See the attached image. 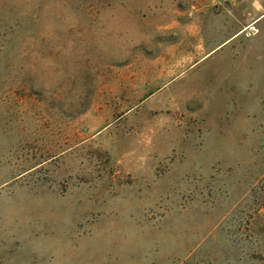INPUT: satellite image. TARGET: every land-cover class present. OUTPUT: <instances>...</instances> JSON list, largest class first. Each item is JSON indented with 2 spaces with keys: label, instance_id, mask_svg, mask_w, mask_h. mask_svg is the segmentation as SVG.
<instances>
[{
  "label": "rangeland",
  "instance_id": "374dc122",
  "mask_svg": "<svg viewBox=\"0 0 264 264\" xmlns=\"http://www.w3.org/2000/svg\"><path fill=\"white\" fill-rule=\"evenodd\" d=\"M0 264H264V0H0Z\"/></svg>",
  "mask_w": 264,
  "mask_h": 264
}]
</instances>
